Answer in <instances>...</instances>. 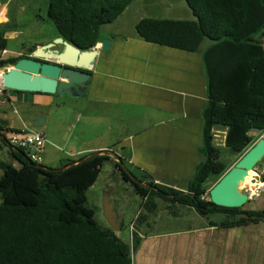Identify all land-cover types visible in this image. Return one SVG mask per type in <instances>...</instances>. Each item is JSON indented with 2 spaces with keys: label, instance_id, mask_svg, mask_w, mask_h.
<instances>
[{
  "label": "trees",
  "instance_id": "1",
  "mask_svg": "<svg viewBox=\"0 0 264 264\" xmlns=\"http://www.w3.org/2000/svg\"><path fill=\"white\" fill-rule=\"evenodd\" d=\"M8 0H0V4ZM47 16L58 38L81 51L102 42V28L115 22L136 0H48ZM195 20L146 18L136 25L147 43L203 53L208 102L203 111L204 160L197 166L187 192L156 184L142 185L120 164L126 181L149 207L155 197L194 209L202 217L219 213L224 227L264 221V211L224 208L210 199V190L231 169L213 145V127H229L226 144L235 152L253 146L250 132H264V0H186ZM10 22L0 24V50ZM37 49L32 47L30 53ZM30 54V55H31ZM27 55L0 59V69ZM0 146L10 149L13 162L0 161V264H133L131 246L115 232L102 230L96 212L86 206L87 193L97 182L106 154H92L61 169L33 162L27 152L8 141L18 129L1 124ZM130 173V174H129ZM213 186L209 187V184ZM151 207V206H150ZM141 213L138 219L140 218Z\"/></svg>",
  "mask_w": 264,
  "mask_h": 264
},
{
  "label": "crops",
  "instance_id": "2",
  "mask_svg": "<svg viewBox=\"0 0 264 264\" xmlns=\"http://www.w3.org/2000/svg\"><path fill=\"white\" fill-rule=\"evenodd\" d=\"M9 2L0 4V24L10 22ZM187 9L193 14L190 8ZM125 12L108 30L102 28V41L110 39L112 45L107 52L102 51V42L94 48L98 54L85 97L11 90V105L0 108V120L7 122L9 128L46 132L48 141L43 165L48 168L61 169L64 162L71 165L92 154H106L116 166L115 175L119 174L123 179L118 164L130 168L132 176L144 186L154 182L187 192L197 166L204 160L200 149L208 80L203 53L211 44L205 46L204 42L198 52H188L147 43L138 37L136 25L152 17L133 18L130 26L134 31L127 33L124 25L117 23L129 13ZM184 15V19L168 20H195ZM12 34L17 36V33ZM12 36L7 33L5 38L9 41ZM57 38L56 33L54 39ZM55 49L62 51L63 46L58 45ZM1 52L3 56L10 48ZM14 52L19 56L28 53ZM36 116L43 118L42 127L32 125ZM228 132V126L215 125L213 145L221 152L222 162L232 168L235 164H229L226 158L228 155L239 158V155L226 144ZM250 136L261 139L264 132L253 130ZM120 184L114 189V183L107 180L102 190L105 200L108 197L114 206L121 229L126 214L124 208L117 209ZM160 200L164 201L159 198L158 202L150 203L148 215L141 212V222L156 216L157 205L162 203ZM174 207L176 211L169 212L171 219L197 215L198 225L181 231L151 234L132 224L135 229L131 238L133 241L135 235L137 241L133 264H264V221L224 227L220 224L229 219L225 215L217 222H201V218L203 221L206 218L196 214L194 209ZM243 209L264 211V192L249 200Z\"/></svg>",
  "mask_w": 264,
  "mask_h": 264
},
{
  "label": "rangeland",
  "instance_id": "3",
  "mask_svg": "<svg viewBox=\"0 0 264 264\" xmlns=\"http://www.w3.org/2000/svg\"><path fill=\"white\" fill-rule=\"evenodd\" d=\"M48 3V0H10V2L8 3V8L10 10V23L7 27L10 28V36L13 35L12 33H17V36H12L13 38L9 40V53L3 54L2 56V52L0 51V58L3 57V59H6L17 53L14 51L28 52L29 49H32V47H34L35 45H47L56 41V39H54V36L57 31L55 27L49 22L47 16ZM187 8L189 7L186 3V0H136L127 8V11H129V13L126 15V17L124 18L123 16V19H121V21L117 23H122L124 25L122 27L125 28L123 29L127 33H129L130 31H134V29L130 26L131 20L133 18L138 19L140 16L152 17L157 19H184V14H187L188 18L191 17L192 19H196L193 14L188 13L189 11ZM181 9L183 10L181 11ZM111 25L112 23L103 27L108 30ZM3 26L5 27L6 25L4 24ZM209 43V40H206L205 46L209 45ZM27 55H30V52H28ZM9 67L10 66L0 69V71H4V69ZM17 109L20 110L21 107L17 106ZM10 115H13L12 111H10ZM252 138L254 141L253 145L260 140V136H253ZM237 154L239 155V158H237L236 156L228 155L227 158L225 157L226 161L231 165L236 164L238 162L237 160H239L245 154V152ZM0 161H4L7 163H11L14 161L10 149L5 144L0 146ZM262 162L264 163V159ZM44 163L45 155L42 165ZM66 163L67 162H64L62 166H64ZM123 168L127 172L131 170L130 168L126 167L125 164ZM115 172H117V169L114 163L109 159L106 160L103 163L100 173V179L98 180L97 185H95L94 189L89 190L87 193L86 206L96 210V221L98 223V226L102 230H107V228L110 227L108 226L109 223L106 221L105 217L106 200L102 190V187L107 180H109L111 183H114V189H116L117 185L121 183L119 193L116 196L118 199H120V204L117 206V209L119 210L124 208L123 212H125L126 214V219L122 222L120 231L115 232V234L123 241L130 243L131 246V232L133 231V229H135V227H133L132 229V224H136L137 228L141 229L142 231H147L151 234L165 233L169 231H181L190 228L191 226L196 227L198 225V220L196 219L197 215H186V217H181V219H171L169 216V212L172 210L176 211V207H174V205L178 206V208H181L182 205L173 204L164 199H162L164 201L160 200L162 203H160L159 207L157 205L156 216L151 218L150 221H138V217L141 212L148 215V209L144 207L143 198L135 191L132 183H128V181L123 179V177L119 174L115 175ZM133 172L135 174L138 173L137 171ZM252 173H250V176L247 177V180L249 179L250 181ZM211 186H213V183L209 184V187ZM158 199L159 198L156 197V199H154L155 202H158ZM139 211L140 213H138ZM222 216L223 215L219 213H214L210 215L208 219H204L205 221H203V219L201 218V222H217L218 219L222 218ZM148 223L150 224V227L148 226Z\"/></svg>",
  "mask_w": 264,
  "mask_h": 264
},
{
  "label": "water",
  "instance_id": "4",
  "mask_svg": "<svg viewBox=\"0 0 264 264\" xmlns=\"http://www.w3.org/2000/svg\"><path fill=\"white\" fill-rule=\"evenodd\" d=\"M58 45L63 50L55 49ZM112 41H102V51L111 49ZM98 51H81L63 38L39 46L32 54L19 60L6 72L0 74V84L18 92L42 93L61 97H85L92 80ZM43 118L36 116L32 125L43 126ZM7 126V122L1 121ZM264 159V137L255 143L210 190V199L224 208H243L249 197L240 189L250 171ZM105 202V217L113 230L119 231V221L114 206Z\"/></svg>",
  "mask_w": 264,
  "mask_h": 264
},
{
  "label": "built area",
  "instance_id": "5",
  "mask_svg": "<svg viewBox=\"0 0 264 264\" xmlns=\"http://www.w3.org/2000/svg\"><path fill=\"white\" fill-rule=\"evenodd\" d=\"M10 91L0 84V107L11 105ZM8 141L11 146L25 150L33 162L42 164L48 141L46 132L25 128L9 133ZM252 171L250 182L243 189V192L248 195L249 200L258 197L264 192V163H259Z\"/></svg>",
  "mask_w": 264,
  "mask_h": 264
},
{
  "label": "bare ground",
  "instance_id": "6",
  "mask_svg": "<svg viewBox=\"0 0 264 264\" xmlns=\"http://www.w3.org/2000/svg\"><path fill=\"white\" fill-rule=\"evenodd\" d=\"M2 19H0V21H1ZM250 173H252V171H250L249 172V174H248V176H250ZM247 176V177H248ZM250 181H249V179L247 180V178H246V180H245V183L244 184H242L241 186H240V189H244V188H246L247 186H248V183H249Z\"/></svg>",
  "mask_w": 264,
  "mask_h": 264
}]
</instances>
